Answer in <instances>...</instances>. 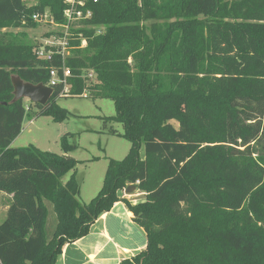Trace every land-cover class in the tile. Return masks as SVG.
I'll return each mask as SVG.
<instances>
[{"label": "trees", "instance_id": "obj_1", "mask_svg": "<svg viewBox=\"0 0 264 264\" xmlns=\"http://www.w3.org/2000/svg\"><path fill=\"white\" fill-rule=\"evenodd\" d=\"M70 7L0 0V28H34L45 10L63 23ZM74 9L83 17L64 34L69 54L0 44V192L10 195L0 264H56L119 200L146 234L145 249L119 264H264V0H83ZM63 68L67 93L58 82L45 104L15 98L13 76L47 85ZM88 69L94 79L82 76ZM74 96L111 99L115 113L103 120L130 142L87 203L68 155L73 134L60 137L61 154L11 146L31 107L62 122L70 113L56 100ZM130 184L143 201L118 197Z\"/></svg>", "mask_w": 264, "mask_h": 264}, {"label": "rangeland", "instance_id": "obj_2", "mask_svg": "<svg viewBox=\"0 0 264 264\" xmlns=\"http://www.w3.org/2000/svg\"><path fill=\"white\" fill-rule=\"evenodd\" d=\"M34 2L35 0H26L28 5ZM63 19V23H59L51 17L48 10H45L40 14L39 20L35 21L34 28L1 27L0 44L27 43L38 45L37 49H44L45 52L61 48L63 54H69L64 34L70 27L81 26L79 23L81 18L72 19L69 25L64 13ZM143 24L147 28L150 21ZM98 30L100 28H97ZM83 74L93 79L95 77V73L90 69L83 70ZM56 101L69 111V116L62 122H55L49 115L35 117L33 115L35 109L31 107L23 120L21 133L11 146L33 144L41 150L60 154V137L65 133L73 134L70 142L76 145V149L68 155L78 161L75 168V177L80 185L78 198L82 203H87L101 187L108 160L124 158L130 148V142L109 132L110 128H113L121 133L123 128L120 123L103 120L104 117L113 116L115 113L111 99L74 96L60 97ZM29 102L24 98L26 106ZM170 123L177 126L175 120H171ZM140 153L143 155V148ZM68 177L69 174L62 177V180L66 181ZM7 201L8 198L0 194V223L6 215L2 214V208ZM46 204L48 209L46 228L50 233L55 223V214L52 205L48 202Z\"/></svg>", "mask_w": 264, "mask_h": 264}, {"label": "crops", "instance_id": "obj_3", "mask_svg": "<svg viewBox=\"0 0 264 264\" xmlns=\"http://www.w3.org/2000/svg\"><path fill=\"white\" fill-rule=\"evenodd\" d=\"M117 193L119 198L132 204L145 199L144 192L136 187L127 193L125 189ZM0 194L10 198L8 194ZM7 208V204L3 206L2 214ZM132 217L123 200L115 202L109 211L97 217L85 236L64 244L56 264H119L121 260L131 258L146 247L145 231Z\"/></svg>", "mask_w": 264, "mask_h": 264}, {"label": "water", "instance_id": "obj_4", "mask_svg": "<svg viewBox=\"0 0 264 264\" xmlns=\"http://www.w3.org/2000/svg\"><path fill=\"white\" fill-rule=\"evenodd\" d=\"M12 84L14 88L15 98H27L32 103L45 104L52 95V87L43 84H31L24 82L20 78L13 76ZM135 186L133 184L128 185L125 188V192H130Z\"/></svg>", "mask_w": 264, "mask_h": 264}, {"label": "built area", "instance_id": "obj_5", "mask_svg": "<svg viewBox=\"0 0 264 264\" xmlns=\"http://www.w3.org/2000/svg\"><path fill=\"white\" fill-rule=\"evenodd\" d=\"M66 1L71 4V7L64 11V15L66 16V19H67V25H69L70 22L72 21V19L83 17L81 11H79V10L77 11L74 9V4L76 2L78 4H82L83 0H66ZM89 15H90V13L87 12L85 17H88ZM39 18H40V14L36 13V14L32 15V19L35 21L39 20ZM58 50H60L62 52L61 48H59ZM52 52L53 51L45 52L44 49L40 48L37 50V55L40 56L41 58H47L48 59V58H50V55L52 54ZM62 54H63V52H62ZM62 71H63V78L60 79L58 76L57 70L51 69V71H50L51 78H50L49 83L47 85L52 87V85H55L58 82H62V84L64 85L63 92L67 93L68 92V85L66 83L65 77L69 75V71L65 68H63ZM82 76H84V77L87 76L88 78H90L88 75L82 74ZM83 96H85V94Z\"/></svg>", "mask_w": 264, "mask_h": 264}]
</instances>
